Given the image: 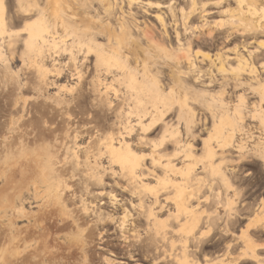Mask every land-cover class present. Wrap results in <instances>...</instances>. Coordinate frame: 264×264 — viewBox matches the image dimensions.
<instances>
[{
  "label": "bare ground",
  "instance_id": "bare-ground-1",
  "mask_svg": "<svg viewBox=\"0 0 264 264\" xmlns=\"http://www.w3.org/2000/svg\"><path fill=\"white\" fill-rule=\"evenodd\" d=\"M221 1L223 0H0V37L6 35L8 38L7 45L11 48H14L17 43H21V55H28L31 58L34 64L33 68L35 66L34 71L39 75L40 81L46 78L47 70L35 58L42 55L45 50V52L52 51L60 58L68 55L75 63L77 55L83 53L81 55L84 56L85 60L91 56L94 71H104L106 74L111 71L119 72L121 82L128 94V100L133 102V105L128 106L127 111H124V115L128 118L124 130L128 131V134L135 128L132 120L130 121L131 118L136 119V124L140 126L143 134L142 140L146 137L147 132L160 125V135L157 140L147 139L150 152L144 155L136 154L129 143L120 137L121 132L120 136L118 135L119 138L114 137L115 134L111 129L100 138L99 147L96 148L97 153L92 154L93 151L83 152L80 158L77 154L74 156L73 153L72 157L74 158L71 161L70 157V168L67 170L65 166L69 165L66 164L69 158L64 160L66 162L64 169L61 162L63 170H59L53 168V166L56 167V164L53 162L55 160L52 159L53 156L51 157L50 153L44 154L47 161H43L41 165L38 163L40 159L36 158L40 154L36 153L34 156L30 154L29 164L31 162L33 163L31 165L38 167V170L40 168L39 184L37 185L35 182L32 184L34 195L40 196L39 189L42 184L45 193L43 191L41 193L48 194L50 200L57 205V209L47 210L34 216L32 221L35 224L29 228L30 232L15 228V224L23 222V219H31V216H28L23 210L13 211L10 222L11 231L8 233V243H12L11 261L20 260L21 262L26 259V254L23 255L22 252H19V256L16 255L20 243L34 242L47 249L50 248L51 243L57 242L62 234L71 242L79 238L83 246L81 247L85 250L83 251L85 256L90 247L103 245L106 241L104 239L105 229L107 231L112 225L117 228L119 239L127 244L126 253L132 255L135 246L130 243V236L128 235L130 232V235L134 231L136 233L138 227L143 225L148 233L146 237L149 241L146 245L149 247L150 245L156 246L153 251L157 250L158 244L161 247L162 243L166 242L168 245L170 242L169 244L174 250V259L171 256L170 260H172L166 264H215V261L209 260L210 256L214 254L212 252L221 249H223V251L221 250L223 253L221 254V251L219 253L224 257L231 256L232 258L234 251H240L239 255L237 253V257L242 262L264 264L261 259H264L262 255L264 239L261 237L264 236V228H258L260 224H264V201L261 200V208L256 214L254 213V220L240 228L247 215L254 212L252 211L254 207L250 208L245 203L241 204L242 202H240L239 208H237L235 207L237 201L225 197L224 194L235 189L236 192L234 193L239 201L242 200L243 195L240 191L238 192V188L233 186V181L236 178L235 170L230 172L228 169L223 172L221 170L223 166L227 168L228 164L233 162L230 157L221 155L223 150L235 146L232 141L236 131L233 128L232 120H229L227 111L217 118L218 123L214 124L213 122L215 131L212 129V131H208L207 138L202 141V154L203 156L206 154L208 157L209 169L207 170L206 166L202 165L201 175L200 172L197 173L196 171L200 168L202 159L200 160V156L194 153L192 143L187 140L190 133L187 131V137L184 140L183 135L181 137V131H179V125L184 127L187 125L184 116L189 115L190 111L193 110L189 104L190 100L199 102V98L204 94L212 97L211 88L215 86L224 88L226 85L224 80L228 75H232L235 81L241 79L238 84L233 86L234 90L248 83L253 85V82L260 101L264 99V78L259 77L260 73L264 72V55L260 51L264 44L260 41L261 44L252 46L259 35L264 34L263 29L258 30V23L257 27L253 24L243 25V22L240 23L237 19L232 20L231 15L230 26L221 33L208 34L205 38L196 34L210 24L206 17L217 13L210 7L218 6ZM243 2L244 0H237L239 6ZM150 10H153L151 12L155 24L144 18L139 20ZM222 13H227V10L223 9ZM246 13L249 14L250 10L246 9ZM246 13L240 12L239 15L242 16V20H246ZM261 18L264 19V15ZM54 22L57 24L54 25ZM228 45H232V47H228ZM203 47L214 49L215 52L205 51ZM1 55L0 52V58ZM155 57L162 59L153 60ZM131 59L142 66V72L130 66L129 60ZM201 63H206V68L202 67ZM162 68L168 72V80L163 74ZM60 69L56 72L61 74V78H66V73L61 72L63 70ZM74 70L75 79L79 84L84 72L82 73L79 66L75 67ZM214 70L222 78L215 79L212 75ZM167 83H171V86L168 87ZM197 86L203 89L198 90ZM62 87L66 91L69 86L62 85ZM73 87L72 89H74ZM103 88L105 89V86ZM69 89L67 90L69 91ZM224 90H221L219 94L222 97L227 94ZM107 91L105 90V92ZM238 98L239 102L244 101L242 95H239ZM172 100L175 103L173 123L170 122L171 119L168 121L164 119L172 111ZM219 103L220 106L223 105L221 101ZM109 107H111L110 104ZM206 108L214 118L212 106L207 104ZM116 109H118L116 114L119 115L122 110L120 111L119 107ZM145 120L149 122L146 124L144 123ZM223 120H227L230 127L225 133L223 131L226 124L223 123ZM196 121L197 123L200 122L198 118ZM201 123L204 124V120H201ZM66 138H63L64 143L67 141ZM59 143L56 145L57 147ZM62 143L61 145H63ZM66 143L68 144V142ZM9 144L12 149L13 144L11 142ZM168 144L174 146L171 155L165 152ZM59 147L57 149L60 150ZM237 149H244L243 144L238 143ZM26 151L19 154L20 157L21 155L26 157ZM57 156L58 154H56ZM101 157L108 158L107 163L110 167L107 169H110L108 172L112 176H119V178L126 180L122 190L130 194L131 201L129 200L128 203L124 202V199L118 201L112 189L110 191L104 190L102 178L93 172L94 165ZM174 158H178L179 162L175 163ZM14 159H12V163L16 166ZM244 159L241 157L237 161L241 162ZM145 160H148L149 163H143ZM20 161L21 164L19 165ZM20 161L17 162V167L10 165L13 167L11 168L12 175L9 177L10 184L14 181V175L16 178L17 173L19 176V172L22 173V170L25 169V167L22 169V166L27 167L29 165H24V162ZM40 162L42 161L40 160ZM56 163H60L59 160ZM113 166L117 167L119 172H115L112 169ZM141 168L143 169L141 170ZM217 175L220 176V182L216 179ZM148 176L154 177L155 186L142 182L140 177L146 179ZM21 178V181L25 180V177L23 180ZM67 178L70 180L76 178L81 189L73 188V185L67 183L69 181ZM17 179L19 180L18 177ZM214 181L222 185L220 188L222 192L224 191L222 199L221 191L219 190L220 195L218 190L217 192L214 191ZM27 182L25 181V183ZM117 184L116 182L113 183L114 186ZM113 185L111 184V186ZM95 186L99 188L91 192L90 187ZM202 189L210 193L204 198V201L200 197ZM82 192H91L89 197L91 199L83 196ZM146 192L153 199L152 204H148L147 197L150 196L147 195L146 197ZM159 192L165 194L162 199L164 203L160 202ZM210 195L213 197L209 198ZM104 198L107 200H103ZM132 198L136 199V204ZM168 202L174 206V211H167L169 212L168 216L162 218L168 209L166 205ZM201 202L209 203L214 207V211L211 209L212 213H209L206 218L203 217L204 219H202L201 214L207 215V212H204V207L203 213L200 212ZM16 203L13 201V206ZM70 204L73 205V208L69 206ZM222 207L225 213L223 216H219L217 209ZM134 208L137 210L136 217L134 219L132 217L128 221L131 217L130 210ZM210 208L211 206L209 210ZM121 209L124 210V213L121 220L116 219V223L114 216ZM17 215L19 217H16ZM200 225H204V228L200 229ZM41 229L42 233L38 232ZM237 230L239 233L236 237L238 236L239 245L231 243L230 240L221 246V242L226 239L224 237L235 235ZM215 232L216 237L214 236ZM253 232L255 234L257 232V235ZM212 236H214V240H212ZM238 246H240L239 250H234ZM99 249L104 250L103 247H99ZM145 251L147 252L146 249ZM170 252L169 250L168 256H170ZM110 254L112 255V253ZM153 254L155 253L153 252ZM197 254H200L202 261L197 259ZM233 261L238 264L235 260ZM107 262L106 264H108ZM220 264L231 263L221 261Z\"/></svg>",
  "mask_w": 264,
  "mask_h": 264
},
{
  "label": "rangeland",
  "instance_id": "rangeland-1",
  "mask_svg": "<svg viewBox=\"0 0 264 264\" xmlns=\"http://www.w3.org/2000/svg\"><path fill=\"white\" fill-rule=\"evenodd\" d=\"M251 1L252 0H244L243 4L239 6L237 4V0H223L216 7L211 6L210 9L217 13L208 15L206 18H208L210 24H208V26H206L204 29H201L200 33L196 34L202 38H205L208 34L221 33L224 29L228 28L231 24V21L235 19H237L240 23L243 22V25L247 24V26H249V24H253L255 27H257L258 23V30H264V19L261 18L264 15V0H253L254 2ZM223 9H226L227 13L223 14ZM246 9L250 10L249 14L246 13ZM151 11L153 10H150L148 14H146L145 16L143 15L142 18H139V20L141 21L144 18L148 22L155 24V20ZM240 12L246 13V20H242V16L239 15ZM231 15L233 19L230 17ZM260 19L263 20L260 21ZM56 24L57 22H54V25ZM238 39L240 40V37H238ZM7 41L8 38L6 37V35L0 37V52L2 54L0 58V254L2 255H0V264H106L107 261L108 264H111V261L108 260V257H111L113 255H127V244L119 239L118 230L115 225L110 226L107 231L105 229L106 234L104 235V239L106 241L103 243V245L90 247L86 251L85 256L83 255V251L85 250L82 249V242L79 241V238H76L73 242H71L66 239L65 235L62 234L58 238L57 242L51 243L50 248L48 247L47 249L46 247L43 248V246L41 247L34 242L20 243V247L17 248L16 255L19 256V252H22L23 255L26 254V259L22 260L21 262L20 260L17 262H13L10 260V257L12 256L10 254L12 243H8V233L9 231H11L10 222L13 211L23 210L27 213L28 216H31V219H23V222L15 224V228L19 230L25 229V232H30L29 228H31L35 224V222L32 221L34 216L47 210L57 209V205L54 203V201L52 202L50 200V196H48V194H43L45 192L43 191L42 184L40 185L41 188L39 189L40 196L38 197L34 195V186L32 184L34 182L37 185L39 184L38 180L40 179V168L38 170V167L31 165L33 163L30 162L29 164L30 154L34 156L36 153H39V157L36 156V158L42 161H37L41 165L43 164V161H47L44 154L50 153L51 157L53 156L52 159L54 158L55 160L53 162L56 164V167L53 166V168L61 170V162L63 163L62 167L64 169V166L66 164H69L70 157L71 161L73 160V153L74 156L77 154L79 158L82 157L83 152L93 151L92 154L97 153V146L99 147L98 143L100 141V138L104 133L108 132V130L111 129L115 134L114 137L119 138L118 135L120 136L121 132L120 137H123V139L129 143V145L135 150V153L138 155H144L150 152V145L147 141L149 139L156 141L158 136L160 135V125L153 127V130L151 129L146 133V135L144 134L147 138L145 137L142 140L141 137L143 134L141 132L140 126L136 124V119L131 118L130 121L132 120L135 128L134 131L128 134V131L124 130V126L127 123L126 121H128V118L124 115V111H127L128 106H132L133 102L130 99V101L128 100V94L125 91L126 88L125 86H123L124 84L121 82L119 72L111 71L112 73L108 72L106 74L104 71H94L92 67L91 56H88L86 62L84 56H82L83 53H81L82 55H77L75 63V61H73L68 55L60 58L52 51H47L49 52L47 53L45 52V50L43 52L44 55L42 54L36 56L35 58L36 61L41 62L40 64H42L44 69L46 68L47 70L46 78L43 81H40V79L38 78L39 75L34 71L35 66L33 68L34 64L32 63L31 58H29L28 55H21V43H17L14 48H11L7 45ZM260 41L264 44V34L259 35L257 41H254L252 43V46L261 44ZM228 47H232V45H228ZM203 49L211 53L215 52L214 49H211L209 47H207L206 49L203 47ZM262 49L260 51L264 55V47H262ZM161 59L162 58L160 57H155L153 60L158 61ZM129 64L133 69L142 72V66H140L139 63H136V61L131 59L129 60ZM205 65L206 63H201V66H204L206 68ZM77 66L82 69V73L84 72L83 78L79 84H77L78 81L77 79H75L76 75H74V68ZM59 68H61L60 70H63L61 72L66 73V78H61V74L59 75L58 72H56L59 71ZM162 72L164 75H166L167 79L168 72L166 71V69L162 68ZM212 75L215 79L222 78V76L216 74L215 70ZM260 76L264 78V72H261L259 77ZM92 80L94 83L96 82V86L94 85V83L92 84ZM240 81L241 79L235 81L233 80L232 75H228L226 76V80H224L226 84L224 88H219L217 86L211 88L212 91H210V93H212V97H210L208 94H204L199 98V102L190 100L191 102H189V104L193 110L190 111L189 115L184 116L187 125L185 127L183 125H179V131H181V137L183 135L184 140L187 137V131H189L190 133V135H188L187 137V140L192 143L194 153L197 156H200V160L202 159L200 161V168L197 167L198 169L196 171L197 173L200 172V175L202 165H205L207 170L209 169L208 157H206V154L205 156H203L202 154V141L207 138L208 131H215L213 129V122L214 124L218 123V121H216L218 120L217 118H219L221 115H224L225 111H227L229 120H232L234 130L236 132L241 131L237 133L235 132L234 139L232 141V143L234 142L235 146H231L228 147V149L223 150L221 155L230 157L231 159H233V162L228 164L227 168L223 166L221 170L222 172L225 171V169H228L229 172L231 170H235L236 178L233 181V186L236 189L238 188V192L240 191L241 195L243 194L242 200L239 201V199H237V197L235 196V189L229 190L227 193H224V191L222 192V189H220L222 185L219 183V175L216 176L219 184L214 181V191H221V195L219 192L221 199L225 194V197H228L235 202L237 201L235 205V207L237 208H239L240 202H242L241 204L245 203L250 208L252 206L254 207L252 209V211L254 212L247 215V218L243 222L242 227H240L243 228V226H245L248 222L254 220V213L256 214V212L259 211V208H261V200L264 201V99L260 101L259 94L257 93V89L254 86L255 84L253 82V85L248 83L247 85H242V87L234 90L233 86L235 84H238ZM167 84L168 87L171 86V83ZM62 85L66 87L69 86L71 88L69 89V87H65V91ZM104 86L105 89L103 88ZM72 87L75 90L72 89ZM112 87H114L115 89ZM67 89H69V91ZM71 89L72 91H70ZM197 89L201 90L203 88L197 86ZM223 89H225L224 91L227 92V94L222 97L219 94ZM96 90L99 92H97ZM105 90L108 91L105 92ZM165 92L167 91L165 90ZM239 95H242V97L244 98L243 102H239ZM220 101L223 104L222 106H220ZM109 104L111 107L108 108ZM207 104H210L212 106L214 118L212 116V113H210L206 108ZM171 105L172 111H170V113L167 114L164 119L166 121L171 119L170 122L173 123L175 108V103L173 102V100L171 101ZM117 107H119L120 111L122 110L119 114L120 116L116 114L118 110L116 109ZM114 109H116V111H113ZM197 118L200 120V122L198 123L196 121ZM201 120H204V124L201 123ZM148 122V120H145L144 123L147 124ZM223 123L226 124L223 131L225 133L230 129V127L227 120H223ZM67 136L68 138H66ZM61 137L62 139L66 138L65 140H67L66 142H68L69 146L66 142L64 143V139L63 141H61ZM69 139L72 140L69 142ZM9 142L13 144L12 149L9 146ZM57 142H60L59 146L63 142V145H61L62 147L58 146L59 148H61L60 150L57 149ZM238 143L243 144L244 149L238 150ZM173 149L174 146L168 144L165 148L166 151H164L171 155L173 153ZM23 151L27 152V156L24 157L23 155H21V159L19 154H21ZM71 153L72 155H70ZM56 154H58L57 157ZM58 157L61 159V161ZM241 157L242 159H245L243 161L241 160V162L237 161V159H241ZM66 158L69 159H67L66 161ZM12 159H14V161L16 162V166L13 165ZM56 159L57 161L59 160L60 163H56ZM174 159L175 163L179 162L178 158ZM9 160L11 164H9ZM20 160H22V163L24 162V165L29 164L27 167L22 166V169L25 167V169L22 170L25 180H23L24 178L22 177V173L19 172V176L17 173L16 178L15 175L13 177L14 181L16 179L15 183L13 181L10 184L9 177L12 175L11 168L17 167ZM64 160L67 163L64 162ZM107 161L108 158L101 157L100 159H98L96 165H94V163L92 162V164L94 165L93 172L95 173V175L102 178L104 190L110 191L112 189V192L116 195L118 201L124 199V202L128 203L129 200L131 201L130 194L122 190V187L126 184V180L121 177L119 178V176H112L111 173L108 172V170L110 169L107 168L110 166ZM143 163L148 164L149 161L145 160ZM20 164L21 161L19 165ZM10 165H13V167H11ZM32 166L34 167L33 171ZM65 167H67L66 170L69 169L70 164ZM26 168H29V172ZM112 169H114L115 172H119L118 168L115 166H113ZM142 169L143 168H141V170ZM17 177L19 178V180L17 179ZM20 178L23 181H21ZM140 178H142V182L147 183L150 186L156 185L154 177L152 176H148L146 177V179H144L143 177ZM68 180L69 181H67V183L69 182V184L73 185V188L81 189L80 183L78 180V182L76 181V178L75 180L72 179L73 181L70 179ZM25 181L28 182L25 183ZM114 182L118 184L114 186ZM111 184L113 186H111ZM98 188L99 187L96 186L93 188L90 187L91 192L96 191ZM254 188H256V192L263 191V193L260 195V197L263 196L261 199H258L257 197L253 199L252 193L248 195V193ZM42 191L43 193H41ZM20 192L22 193L21 196ZM91 192L82 193L84 194L83 196L91 199L89 198L91 196ZM147 193L148 192H146V197L147 195L150 196L149 193ZM201 193L200 197L201 200L203 198L202 201H204V198L210 194L205 189H202ZM164 195V192H159L160 202L162 203H164L162 200L164 198ZM211 196L213 197V195H210L209 198ZM133 199L134 198H132V201L134 203L137 202L136 199ZM103 200L107 199L104 198ZM13 201H15V203L17 202L15 206H13ZM152 201L153 199L151 198V196L147 197L148 204H152ZM166 205L168 209L165 211L162 218H166L168 216L169 212L167 211H174V206L170 202H168ZM200 205V212L203 213L204 208V212H207V215L205 214L206 216L204 214H201L202 219L209 216V213H212V210L214 211V207L209 203L204 204L203 202H201ZM69 206L73 208L72 204H70ZM210 206L211 208L209 210ZM224 211L225 210L223 209V207L217 209L219 216H223V214L225 213ZM123 213L124 210L121 209L114 216L115 222L117 220H121ZM129 214H131V217L128 221H130L132 217L133 219L136 217L137 210L135 208L131 209ZM16 217L19 216L17 215ZM218 226L221 225L218 224ZM203 228L204 225H200V229ZM258 228H264V224H260ZM138 229L136 233L134 231L131 235V232L128 235L130 236V243L134 244L135 246L132 250V255L154 256L158 258V260L160 259L157 264H166V262H170L172 259H174V250H172V247L169 244L170 242H168V245L166 242H164V244L162 243L161 247L158 246L160 245L158 244V252L157 250L153 251V248L156 249V246L150 245L149 247L148 245H146V243L148 244L147 241L149 240L146 237L148 233L146 232L145 226L142 225V227L140 226L138 227ZM12 230H14V228H12ZM38 232L42 233V229ZM238 233L239 231L237 230L235 232V235L224 237V239H226L221 242V246H223L225 242H228L230 240L231 243L238 244V236L236 237ZM253 234H255V232H253ZM255 235H257V232ZM214 236H217L216 232L214 233ZM214 236H212V240H214ZM261 237H263L264 239V236ZM52 244L55 245L52 246ZM168 246L170 247L168 248ZM99 247H103L104 250L99 249ZM147 248H151L152 250L150 251V249L148 250ZM238 248H240V246H238L234 250L237 251ZM145 249L148 253L145 251ZM169 250L171 251L170 256H168L167 254L169 253ZM221 250L223 251V249ZM221 250L212 252L214 254L210 253L211 256L209 260L212 259L213 261H215V264H220L221 261H228L231 264H235V262H232V260H235L236 262H238V264H249L248 262L244 263L245 261L242 262V260L237 257L240 251H234L235 254H233V252V257L231 258V256L224 257L220 255L219 252ZM222 251L221 254L223 253ZM153 252L155 254H153ZM110 253H112V255ZM142 253L145 254L143 255ZM197 255L198 258H196L199 261H202L200 254ZM262 255L264 256V251L262 252ZM170 257L172 258L171 260ZM261 259L262 261H264L263 258Z\"/></svg>",
  "mask_w": 264,
  "mask_h": 264
},
{
  "label": "flooded vegetation",
  "instance_id": "flooded-vegetation-1",
  "mask_svg": "<svg viewBox=\"0 0 264 264\" xmlns=\"http://www.w3.org/2000/svg\"><path fill=\"white\" fill-rule=\"evenodd\" d=\"M253 194V199L257 197L258 199H261L263 196L260 197V195L263 193V191L256 192V188L252 189L249 194ZM162 259V258H161ZM108 260L111 261V264L117 263V264H153L156 262H159L158 258L154 256H138V255H119V256H111L108 257Z\"/></svg>",
  "mask_w": 264,
  "mask_h": 264
}]
</instances>
